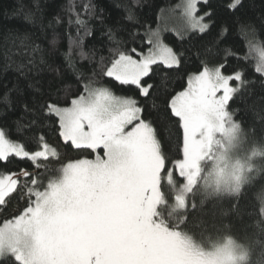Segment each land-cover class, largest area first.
<instances>
[{
	"label": "snow or ice",
	"instance_id": "1",
	"mask_svg": "<svg viewBox=\"0 0 264 264\" xmlns=\"http://www.w3.org/2000/svg\"><path fill=\"white\" fill-rule=\"evenodd\" d=\"M200 2L184 0L178 6L186 21L185 29L177 32L181 40L189 31L195 34L209 29L210 24L204 20L207 17L211 21L213 13L198 15ZM202 2L207 5L209 0ZM238 6H242V0L228 4L230 9ZM84 10L89 16L95 15L90 2L84 4ZM129 12L127 18L134 19L130 9ZM72 23L70 20L69 24ZM74 23L77 25L74 42L80 48V55L87 59L83 45L85 38L93 35L92 30L79 13ZM106 35L113 47L107 59L100 58L99 75L120 86H135L141 97L162 95L163 82L149 81L162 67L179 70L185 62L182 53L164 42L159 30L149 29L146 34L150 45L146 52L142 48L122 47L124 41L117 38L118 32L112 28H108ZM68 38L73 40L71 35ZM129 39L143 41L144 37L130 33ZM252 47L259 52L255 72L264 78V48L255 44ZM200 55L219 61V53L211 49ZM224 56L232 57L235 53L227 49ZM236 58L247 60L248 56ZM228 67L225 62L209 67L202 61V66L188 76L184 90L165 99L179 132L178 158L171 161L162 151L156 129L145 118V109L139 101L116 95L110 87L92 79L83 83L82 91L79 87L75 93L69 90L74 96L70 106L61 107L58 100L25 104V112L31 110L32 125L50 121L58 126L54 130L67 147L92 152L102 148L103 154H97L95 159L79 158L63 164L46 183L39 173L27 169L0 176V206H6L10 196L21 189L28 197L19 214L0 226V264H184L176 246L181 234L176 228L169 229L162 220L156 221V208L166 202V184L175 193L174 211L187 213L189 207L195 210L189 196L198 186L203 162L211 158L213 146L220 143L217 137L223 136L231 142L240 131L242 123L236 120L229 105L249 81L236 68L225 74ZM96 74L93 69V76ZM76 83L79 85L80 80ZM57 156V150L43 136L39 137L37 150H29L9 139L0 128V163L19 158L41 169L42 161ZM21 176L25 180L22 185ZM235 180L236 191L241 194L240 177L236 176ZM216 183L219 185L220 180ZM260 211L264 215V208ZM141 216L143 224L139 223ZM186 221L184 215L181 223ZM138 233L150 237V249L137 239ZM256 242L264 244L259 238ZM185 248L192 255H201L189 241L185 242ZM217 252H227L229 258H234L228 245Z\"/></svg>",
	"mask_w": 264,
	"mask_h": 264
},
{
	"label": "trees",
	"instance_id": "2",
	"mask_svg": "<svg viewBox=\"0 0 264 264\" xmlns=\"http://www.w3.org/2000/svg\"><path fill=\"white\" fill-rule=\"evenodd\" d=\"M181 0H0V128L9 139L23 144L26 149L37 150L39 137L56 148L58 156L51 164L35 169L30 162L12 158L11 163H0V176L10 172L19 173L27 169L39 173L44 182L58 173L59 163L73 159L80 151L67 147L59 137L56 125L50 121L31 124V110L25 112V104H43L59 101L61 107L71 105L79 87L89 79L111 88L116 95L136 98L145 109L144 116L153 123L162 151L168 159L178 158L177 139L179 136L176 118L166 108L165 99L184 90L188 76L202 66L209 67L225 62L230 67L224 69L229 74L232 68L241 70L247 85L230 102L229 109L242 123L239 147L235 159L241 163L243 171L241 194L231 197H210L208 192L216 183L210 178V164L202 165L198 186L189 200L195 204V210L189 207L187 213L173 210L171 186L165 184L166 202L158 208L157 218L167 224L169 229L176 228L200 249H212L225 243L224 237L232 235L249 245L256 255L254 264H264V244H258L257 238L264 241V154H258L260 147L264 152V78L255 72L256 60L250 48L255 44L264 48V0H242L237 9L228 8L232 0H209L199 3V14L212 12L210 24L205 33H187L181 40L178 35L163 34L164 42L177 53H182L185 62L179 70H162L149 83L160 84L165 88L162 95L153 93L141 97L135 86H120L115 81L99 75L100 58L107 59L113 45L107 39V30L118 32V39L124 41L122 47L142 48L145 52L149 29L155 31L161 16L175 8ZM91 3L95 15L89 16L84 10L85 3ZM74 11H70L73 9ZM131 15L134 19L129 20ZM76 13L81 19H87L93 35L84 40L83 50L88 54L85 59L75 44L77 25ZM101 19L103 24H101ZM72 20L73 23L69 24ZM130 33H137L141 39L132 42ZM69 35L73 40H69ZM56 41L53 44V41ZM251 42V43H250ZM35 50L34 49H37ZM211 49L219 53L218 60H208L200 53ZM230 49L235 56H224ZM248 56L247 60L236 57ZM32 61V63H29ZM71 65V66H70ZM93 69L96 75L93 76ZM84 77V79H81ZM80 84L77 85V81ZM63 160V161H62ZM172 167L171 164L168 165ZM25 182V180H24ZM24 182L22 184H24ZM181 181L177 178V184ZM21 184V185H22ZM246 185V186H245ZM178 187V186H177ZM16 194L6 206H0V224L11 220L26 205V194ZM187 215V221L181 219ZM218 247V246H217Z\"/></svg>",
	"mask_w": 264,
	"mask_h": 264
},
{
	"label": "rangeland",
	"instance_id": "3",
	"mask_svg": "<svg viewBox=\"0 0 264 264\" xmlns=\"http://www.w3.org/2000/svg\"><path fill=\"white\" fill-rule=\"evenodd\" d=\"M183 2H184V0H181L180 3L175 8L164 13L161 16L160 21H159V26L155 31L159 30L162 37H163V34H165L167 32H170V33L177 35V32L183 31L185 29L186 21H185L184 16L181 14V8L178 7L179 5H182ZM200 3H203L202 0ZM197 8L199 9V3L197 5ZM198 15H201V14H199V11H198ZM201 16H203V15H201ZM190 32L191 31H189L187 33H190ZM250 51H251V54L253 55V57L255 58L256 64H257L259 62V52L257 50H255L253 47L250 48ZM217 139L220 140V143L213 146V152H212L211 158L204 161L203 165L205 163L210 164V174H209L210 178L214 177L216 180L217 179H219V180L225 179V180L230 182L234 177L240 176L242 171H243V167H242L241 163H239L235 159V156H234L238 152V147H239V142H240L239 139L240 138H239L238 133H237L236 137L234 139H232L231 142H229V140L225 139L223 136H218ZM54 148L59 149V147L57 145H55ZM97 154H100V155L103 154L102 148L98 149L97 152H92L90 150L89 151H80L76 154L75 158L66 159L64 161L62 160L63 162L59 163V168L63 164H65L71 160H74V159H79V158L95 159V156ZM55 158L56 157L51 158L47 161H42V163L43 164H51V162H53V161H50V160H55ZM23 182H24V178L21 176L19 178V183L22 184ZM21 190L17 191L16 193H13L10 196V199L12 197H14L16 194H22ZM26 199H28L27 196H26ZM159 206L156 208V213H158ZM155 219L157 222L161 221L157 218V216ZM7 221L8 220H6L4 223H6ZM4 223L0 224V226H3ZM133 223H135V221H133ZM139 223L140 224L144 223L143 216H141ZM137 239L142 242V244L144 245L145 248L150 249L152 247V241L148 235H146L144 233H138ZM186 241H189L191 243V245L193 246V249L195 251L200 252L201 255L200 256L192 255L190 253V251L185 248V242ZM176 246L180 250V255H181V258H182L184 264H234V258H229L227 252H220V253L217 252V249H224L225 243L217 245L218 247L216 246V247L210 249V251L205 252V251H202L197 246H195L191 242V240L188 239L185 235L181 234V236L178 237L176 240Z\"/></svg>",
	"mask_w": 264,
	"mask_h": 264
},
{
	"label": "clouds",
	"instance_id": "4",
	"mask_svg": "<svg viewBox=\"0 0 264 264\" xmlns=\"http://www.w3.org/2000/svg\"><path fill=\"white\" fill-rule=\"evenodd\" d=\"M258 154H264V152L261 151L260 147L257 148ZM242 176L240 177V185L242 184ZM238 185L235 180V177L229 182L225 179H221L219 185L217 183H214L211 186L210 191L208 192V195L210 197L216 198V197H231L238 195L239 193L236 191ZM264 217V215H262ZM225 245H228L230 249L234 253V264H254L253 257L256 255L255 252L252 251L249 245H246L243 241L237 240L232 235H226L224 237ZM229 242H231L229 244ZM202 251L208 252L209 249H201ZM264 259V258H262Z\"/></svg>",
	"mask_w": 264,
	"mask_h": 264
},
{
	"label": "flooded vegetation",
	"instance_id": "5",
	"mask_svg": "<svg viewBox=\"0 0 264 264\" xmlns=\"http://www.w3.org/2000/svg\"><path fill=\"white\" fill-rule=\"evenodd\" d=\"M102 151H103V149H102Z\"/></svg>",
	"mask_w": 264,
	"mask_h": 264
}]
</instances>
